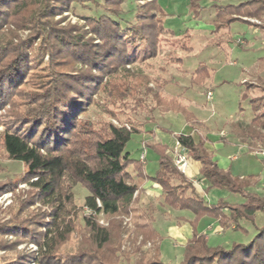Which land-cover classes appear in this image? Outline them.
Listing matches in <instances>:
<instances>
[{"label": "trees", "instance_id": "trees-1", "mask_svg": "<svg viewBox=\"0 0 264 264\" xmlns=\"http://www.w3.org/2000/svg\"><path fill=\"white\" fill-rule=\"evenodd\" d=\"M124 2L0 0V33L4 25L11 23L35 33L31 42L19 46L14 44L13 34L0 37V107L10 105L19 88L23 91V86L32 84L34 91L27 95V106L2 133V146L11 161L26 166V180H36L32 186L39 191V203L50 209L25 221L17 219L6 230L11 235L29 239L37 246L39 253L35 258L36 264H60L56 251L66 237L74 232L72 221L68 220L70 210H65L73 197L72 194L63 196L61 192L65 180L71 184V192L78 184L89 190L84 202L88 215L82 221L89 231L90 243L95 247L93 249H98L100 253L93 258L94 253L80 251L78 259L91 263L93 258L101 264L120 262L121 223L113 222L111 232V229L101 227L97 218L100 215H127L132 211L140 189L130 170L136 168L140 171V167L126 152V146L132 135L140 132L136 128L109 124L104 136L96 134L95 139L86 142L81 137L87 135L90 138L95 132L92 128L88 131L89 125L86 128L78 126L75 116L76 112L85 111L81 109L99 92L105 76L114 74L125 64L131 65L127 44L142 43L146 39V31L155 29L153 19L148 15L154 10L163 15L156 0H152L151 3H154L148 8L138 6L135 22L126 23L127 26L123 27L121 14ZM73 5L100 11L99 15L86 16L84 20L101 44H95L92 39L87 40L80 32L74 34L76 30L73 28L59 27L56 17L62 16ZM160 21V29L167 33L162 19ZM232 21L234 19L228 20ZM37 40L42 41L40 54L48 56L49 61L47 65L41 66V72L35 74L37 70L33 67L37 63V56L29 57L27 47L33 48ZM34 75L37 76L32 80ZM146 89L157 102H165L156 92ZM125 91L127 95L132 93L128 86ZM138 92L141 96L146 90ZM251 104L254 110L255 100ZM166 109L182 113L190 125L201 127L200 122L182 106L176 108L171 105ZM247 131V139L264 146V112L253 117ZM176 140L194 161L201 164L202 176L209 184L206 192L224 191L242 195L246 200L239 205L230 206L222 201L209 205L175 166L168 149L152 146L160 155L155 181L163 188L165 203L173 210L192 212L195 217L192 222L194 230L203 218L209 217L216 220L224 231H237L241 229L239 220H249L257 211L264 212V200L249 192L255 177L236 178L229 171L219 168L214 157L207 152L206 140L202 137L196 139L181 134L176 136ZM145 146L148 147L147 144ZM113 231L116 233L114 245L111 244ZM138 235L143 238L144 246L155 238L149 231L142 230ZM103 252H109L108 259H105ZM127 256L131 257L125 256L127 264H165L159 255H142L135 263H130ZM32 259V256H28L17 264H28ZM180 264H264V227L249 245L234 243L230 247H211L207 238L196 232L185 246Z\"/></svg>", "mask_w": 264, "mask_h": 264}, {"label": "rangeland", "instance_id": "rangeland-1", "mask_svg": "<svg viewBox=\"0 0 264 264\" xmlns=\"http://www.w3.org/2000/svg\"><path fill=\"white\" fill-rule=\"evenodd\" d=\"M209 1L156 0L163 15L158 10H154L152 14L148 13V16L153 19L154 31H146V39L140 44L135 45L132 42L127 44L131 65L125 64L113 72L114 74L105 76L99 92L92 97L84 109H81L85 111L76 112L78 126L82 125L86 128L89 125L88 131L92 128L95 132L90 138L83 135L81 139L90 142L89 140L95 139L96 134L104 136L109 124L128 129L136 128L143 132L156 125L169 128L171 131H180L182 127L178 126V123L170 128L167 122L172 120L174 115L179 114L186 120L182 113L167 111L166 108L174 105L176 108L182 106L195 120L197 118L204 122L205 127L209 129V139L215 142L220 140L218 133L230 132L231 124L241 123L242 125L247 118L251 120L255 115L264 112L262 98L255 99L254 110L251 107L252 99L261 95V92L252 87L253 79H264V75L259 74L261 68H264V30L258 28L255 31L249 23L240 20L220 22L223 17L218 14L214 17L209 16L210 11L207 12L205 9L218 11L219 0H212L215 2L207 5ZM228 1L235 5V0ZM151 2L152 0H125L121 14L122 26H127L126 23H134L138 6L148 8L154 3ZM99 14L100 11L73 5L70 10L64 12L62 16H57L55 20L60 23V28H73L76 30L74 34L80 32L87 40L92 39L95 44H101L100 39L93 34L92 28L84 20L86 16ZM161 19L167 33L160 29ZM9 33L13 34V42L16 46L31 42L32 36L35 35L31 30L18 27L14 23L4 25L0 37ZM41 45L42 41L37 40L33 48L29 45L27 47L29 57L37 56V63L33 67L37 70L34 71L35 74L41 72L39 70L41 66L47 65L49 61L48 56L40 54ZM36 76L34 75L32 80H35ZM181 84L188 86V89L181 88L180 96H176L179 91L174 89L172 91V86L181 87ZM127 86L131 89V95L125 93ZM22 88L23 91L19 88V91L14 93V100L10 105L0 107V264L22 263V259L28 256L33 257L28 264H36L35 258L39 253L37 246L29 239L11 235L6 230L8 226L16 223L17 219L25 221L50 210L49 207L39 203V191L32 186L36 180H30V182L26 180L28 172L26 166L20 162L11 161L2 146V133L6 126L10 125L13 118L24 110L27 106V95L34 91L31 83ZM146 88L156 92L165 102H157L152 93H147ZM144 89L146 92L140 96L138 91H144ZM207 90L213 93L210 101L206 98L209 92L205 95ZM192 100L194 103L191 104ZM186 123L189 124L187 120ZM191 127L200 129L203 128V124L201 127L195 125ZM235 127L239 133V127ZM248 127H243L241 138L244 143L253 144V147L251 149L242 147L240 149L239 146L228 147L226 156H237L239 159L237 162L229 161L232 164V176L244 179L255 177L249 192L264 200V157L254 155L256 151L264 149V146L246 138L249 132ZM144 140V135L133 134L126 146V152L137 161L145 152L147 172L153 175L158 169V164L156 157L154 158L155 155L143 148V144L146 143L143 142ZM90 153L91 149L89 156H91ZM193 185L200 193V184L194 181ZM70 186L68 181H63L61 192L63 196L72 194L73 197L65 210H70L71 215L68 220L71 219L74 232L60 244L56 256L60 259V264H101L93 260L100 253L98 249H93L95 247L90 243L89 231L82 221L83 217L88 215L84 202L89 196V190L78 184L71 192ZM207 194L206 201L209 205H212L211 202L217 204L220 201L230 206L246 202L239 194H229L224 191H210ZM152 218L157 222L156 225L152 224ZM177 220L175 213L168 209L139 210L138 213L131 211L127 215L120 214L114 217L100 215L97 218L98 224L111 229V232L113 222L121 223L123 234L120 238L119 255L122 264H127L126 255L131 256H127L130 263H135L142 255H159L165 264H180L183 260L184 247L171 237L170 230L172 226L177 225ZM210 224L215 225L214 222L207 221L203 222L201 228ZM178 225L181 226V223ZM238 225L241 229L237 231L222 229L218 233L213 232L208 244L211 247H226V245L228 247L234 243L249 245L264 227V212L257 211L251 219L239 220ZM155 226L159 235L164 238L160 239V242L157 241L158 245L156 241H149L145 246L142 245L143 238L138 233ZM206 229L205 234H211L209 228L206 227ZM115 235L113 231L112 245L115 244L113 242L116 240ZM159 244L161 251H159ZM80 251L94 253L92 262L78 259ZM108 253L103 252L105 259H108Z\"/></svg>", "mask_w": 264, "mask_h": 264}, {"label": "crops", "instance_id": "crops-1", "mask_svg": "<svg viewBox=\"0 0 264 264\" xmlns=\"http://www.w3.org/2000/svg\"><path fill=\"white\" fill-rule=\"evenodd\" d=\"M214 2L215 1L210 0L207 5L213 4ZM218 4L220 5L218 7V11L205 8L207 12L210 11L208 13L209 16L212 15V17H214L216 16L215 14H218L221 17H223V19L220 20V22L222 23L228 22L229 19H234V20H240V21L249 23L251 27L255 29V31H257L258 28H262L264 30V0H249V1L235 0V5L230 4V1L228 0H219ZM226 8L227 10H225ZM212 17H210L211 22H213ZM214 22H215V19H214ZM219 27H222V26L219 25ZM259 74L264 75V68H261V70L259 71ZM202 87H205V85L204 86L202 85ZM252 87H255L256 90H258V92H261V95L259 97L257 98L255 97L252 100L262 98L263 106H264V79H261V78L253 79ZM181 88L188 89V86L186 85L184 86L183 84H181V87L172 86L171 90L173 91L174 89V90L179 91L178 93H176V96H180ZM208 92L209 90L206 91L205 95ZM212 96H213V93H212ZM206 98H207V95H206ZM210 100H208L207 98V101H210ZM192 103H194V101L191 102V104ZM171 119L172 120L167 121L169 123V127L171 128L175 123H178V126L182 127L180 131H171L169 128H165L160 125H156L152 127V129L150 128L146 129L144 132L139 130L140 132L139 134L140 135L142 134L145 137V140L143 142H146L145 144H147L148 146V147H145L146 150L151 151L153 155H155L154 158L156 157L155 160L157 161L158 169L155 171L153 175L147 172V169H146L147 156H146L145 164H142L140 160L139 161L135 160L140 167V171H138L136 168H133L130 171L139 185L140 193H139L137 201L132 207V211L134 212L136 211L138 213L139 210H167V209L172 210L175 213L176 218L178 220L176 221L177 225L172 226V228L170 229L171 237L174 240L178 241L182 245V247L185 248L187 243L194 237V234L196 232L199 235L200 234L204 235L207 238L208 242H210L212 233L215 231H216L215 233H218L219 230H222V227L219 225V223L216 220L211 219L209 217H205L199 222L197 229L194 230L192 222L194 221L195 217L192 212L176 211L170 208L168 205H166L163 188L155 181V178L159 171L160 155L155 149H152L151 147L160 146V148H167L168 154L172 157V160L174 162L173 150H174L175 141H176L175 136L184 134V135L193 136L196 139H198V137H202L206 140L205 148L207 152L214 157V160L217 163L218 167L221 168L222 170L229 171L232 174L231 162H237L239 159L237 156H232V155L226 156L227 154L226 152L228 151L227 148L228 147L235 148L239 146L240 149L241 147L251 149V147H253V144L244 143L243 139L241 138L243 127L249 126L253 118L251 120H248L247 118V120H244L245 122H242V125H240L241 123L231 124L230 132L227 133L223 131V133H218L217 136L220 138V140L215 141V142L209 139V136H208L209 129H207L205 127V123L200 121L199 119L196 118L198 122L203 124L204 129L203 128L197 129V128L191 127V125L186 123V120H184L185 118L180 114L174 115L173 118ZM235 126L239 127V133L237 132ZM188 157H189V166L187 168L185 176L189 180L190 183L193 184V182L195 181L200 184V188H199L201 190L200 193L196 189V186L194 185L193 186L196 189L197 193L206 199L208 196L207 194L208 192H206L205 190L209 188V184L202 176L201 164L197 161H194L190 157V153H188ZM152 221H153V218H152ZM207 221H212V223L213 222L215 223V225H212V224L206 225V227L209 228L211 232V234L208 233L209 235L205 234L207 230L206 227L201 228L203 222H207ZM153 222L152 224H155V225L157 224L155 220ZM178 223L179 224L181 223V226L178 225ZM216 227H218V229ZM146 230L149 232H152L155 235V238L153 241H156V244H157V241L160 242V239L164 238L159 235L156 226L150 227ZM229 246H231V244ZM159 251H161L160 244H159Z\"/></svg>", "mask_w": 264, "mask_h": 264}, {"label": "built area", "instance_id": "built-area-1", "mask_svg": "<svg viewBox=\"0 0 264 264\" xmlns=\"http://www.w3.org/2000/svg\"><path fill=\"white\" fill-rule=\"evenodd\" d=\"M208 100L212 98V92H209L207 94ZM143 148L146 150L145 145L143 144ZM144 150V151H145ZM174 154V164L175 166L183 173L185 174L187 171V168L189 166V157H188V151L184 149L181 144L176 140L175 146L173 150ZM254 155H261L264 157V149L256 151ZM140 161L142 164H145L146 162V153L143 152L140 157ZM100 204V203H98Z\"/></svg>", "mask_w": 264, "mask_h": 264}]
</instances>
